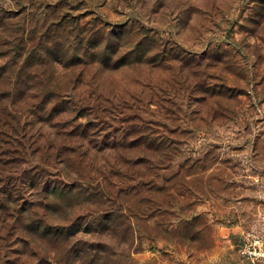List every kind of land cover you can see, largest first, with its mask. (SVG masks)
<instances>
[{"label": "rangeland", "instance_id": "1", "mask_svg": "<svg viewBox=\"0 0 264 264\" xmlns=\"http://www.w3.org/2000/svg\"><path fill=\"white\" fill-rule=\"evenodd\" d=\"M0 18L6 20L0 26V88L10 75L2 70L11 66L9 58L1 57L9 47L46 52L48 28L79 23L93 39L77 41L75 57L61 48L47 56L49 86L31 87L36 66L27 73L31 78L22 76V88L37 93L53 84L55 92L79 95L87 84L91 108L86 102L80 109L67 96L65 105L76 106L67 121L88 116L94 104L108 110L92 120L103 130L136 133L146 126L171 147L159 160L152 224L149 212L132 207L137 231L122 245L117 238L123 236L115 234L121 227L113 222L101 238L82 226V251L93 246L102 252H65L64 264H264V0H0ZM123 29L128 32L117 41L113 36ZM73 35L76 40L78 32ZM81 68L88 76L77 81ZM84 172L79 185L111 184L97 191L95 207L113 211L125 203L107 198L113 194L114 200L130 179L110 176L101 162ZM141 174L128 177L139 182ZM36 238L43 252L53 251L49 239ZM19 240L11 257L24 253L19 264H35L30 256L36 250Z\"/></svg>", "mask_w": 264, "mask_h": 264}, {"label": "trees", "instance_id": "2", "mask_svg": "<svg viewBox=\"0 0 264 264\" xmlns=\"http://www.w3.org/2000/svg\"><path fill=\"white\" fill-rule=\"evenodd\" d=\"M5 22L6 20L0 18V26L5 25ZM70 23L60 24L55 31L53 28L46 30V52L37 54V50L32 48L25 53L26 46L22 48L18 44L9 47L1 56L9 58L11 66L2 67V70L9 68L10 75L5 76L6 87L0 88V234L2 231L7 232L0 235V264H19V259L25 254L18 253V260H13L10 254L11 249L19 245V238H22L21 242H26V246L36 250L30 256L35 264H44V260L48 263L53 261L55 264H64L67 256L65 252H102L100 247L93 246L82 251L78 240L82 226L85 227V233L101 238L103 235L100 234L107 231L106 228L113 222L121 227L115 234L123 236L122 240L117 238V243L122 245L127 243L124 242V237L134 235L137 231L134 221L138 217L132 214V207L139 206L137 209L149 212L147 224H152L157 218L154 211L161 191L157 184L159 160L163 151L165 155L171 151L170 145L163 146L156 132L146 126L136 133L129 128L103 130L92 120L106 117L105 112L108 110L94 104L88 116H76L72 122L67 121L68 114L71 113L69 108L75 110V105L79 104L80 109H85L86 102L91 108L93 93L85 90L84 86L87 84L79 86L82 91L79 95L68 90L55 92L52 89L53 84L51 88L44 87L42 91L32 92L31 87H36L38 83L40 86L48 84L46 67L52 65L51 61H47L48 55L52 56L57 48H61L67 55L72 52L75 57L77 41L93 39V35L90 36L87 30H82L79 23L74 24L75 26ZM124 30L126 29L113 37L117 41L122 40L128 32ZM75 31L78 32L76 40L73 35ZM37 58L41 64L36 62ZM149 63L153 64L154 61ZM35 67L38 78L39 72H45L42 80L27 75L33 74ZM84 69L86 68H81L77 81L79 78H87V70ZM24 75L36 81L35 85L30 87L25 83L28 86L23 89ZM67 96L78 100V103L74 101L75 105H65ZM131 100L135 98L132 97ZM16 105L21 108L15 110ZM8 144L14 145L13 152L9 150ZM30 158L33 163L31 166L26 164V160ZM99 162L103 168L109 170L110 176L130 179L126 190L115 191L114 200L113 194H108L110 197L107 200L112 204L122 198L125 201L123 204L119 203L118 208L113 211L95 207L93 201L95 194L99 193L97 191L109 188L111 184H100L97 188H92L89 180L88 183L79 185L85 169L89 167L92 171ZM23 165L25 168L21 170ZM80 170L83 171L81 174L78 173ZM134 171L142 172L139 182L128 177ZM106 202L103 201L102 204L106 205ZM36 237L49 239L53 251L43 252L45 250L41 249ZM112 250L115 252V249ZM55 252L54 260L50 257Z\"/></svg>", "mask_w": 264, "mask_h": 264}]
</instances>
